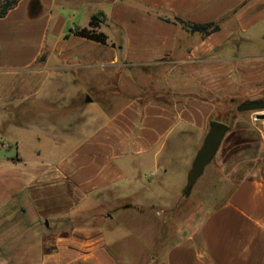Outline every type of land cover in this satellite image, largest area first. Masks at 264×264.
Returning a JSON list of instances; mask_svg holds the SVG:
<instances>
[{"label": "crops", "instance_id": "0c3cea01", "mask_svg": "<svg viewBox=\"0 0 264 264\" xmlns=\"http://www.w3.org/2000/svg\"><path fill=\"white\" fill-rule=\"evenodd\" d=\"M99 11L110 23L97 28L106 43L74 33L89 27ZM175 17L221 21V28L208 35L191 32ZM260 21L264 0H19L0 18V104L8 109L35 104L33 98L47 102L61 79L79 94L87 87L81 73L121 69L125 63L159 61L174 77L167 79L172 88L194 87V80L206 85L207 68L194 70L197 78L181 80L177 66L210 55L235 29L254 31ZM192 38L194 43L185 42ZM214 108L197 96L181 105L130 100L94 118L92 131L84 125L81 139L56 143L48 138L42 145L39 136L50 137L61 125L39 122L43 117L38 116L25 123L14 111L18 121L9 132L17 141L23 131L37 139L36 161L25 173L0 176L15 180L18 191L15 204L0 203V264H119L120 239L126 235L115 226L118 214L151 212L164 223L167 216L175 217L174 241L159 264H264V177L237 181L218 206H181ZM1 120L0 136L7 122ZM193 131L192 146L180 142ZM16 156V161L0 157V167L26 165L22 153ZM166 199L172 202L169 209L154 206L153 201ZM79 216L95 220L64 227Z\"/></svg>", "mask_w": 264, "mask_h": 264}, {"label": "rangeland", "instance_id": "374dc122", "mask_svg": "<svg viewBox=\"0 0 264 264\" xmlns=\"http://www.w3.org/2000/svg\"><path fill=\"white\" fill-rule=\"evenodd\" d=\"M103 24L110 27L108 16ZM185 42L194 43L195 39H187ZM177 67L179 71L176 77L181 80L190 78L189 75L200 76V73L195 74V71L207 68L208 71L204 72L207 84L203 85L206 82L194 80L192 82L196 85L194 87L172 88L167 85L170 83L167 79L172 80L174 77H169L170 71L165 73V67L164 65L160 67L159 61L150 64L125 63L121 69L105 66L96 71L88 70L81 73L87 87L85 92L79 94L76 93L75 87L69 89L62 82V76L59 74L61 80L56 83L54 96L50 97L49 101L33 98L31 101L35 104L28 103L21 107L8 105V109L5 104H0L1 121L4 122L6 116L8 117L6 125L4 124L1 130L0 157L13 158L16 161L19 152L27 158L26 165L16 162V165L7 168L0 167V176L9 178L11 175L25 173L36 161L34 149L37 147V139L23 131L17 141L9 132L11 124L18 120L30 123L36 121L33 119L31 121L30 117L38 116L43 117L37 120L39 122L48 121L64 126L55 129L57 133L50 137L40 135L39 144L42 145L45 139L47 142L48 138L56 143H65L69 139L72 141L81 139L83 134L80 133V129L84 125L87 132L92 131L96 126L94 118L101 114H110L130 100L138 99L142 103L177 101L181 105L188 96H197L213 102L215 108L211 121L220 120L229 124L231 131L230 135L228 134L229 139L220 147L215 158L197 180L190 195L182 202V208L195 207L203 210L213 205L218 206L225 200L237 181L264 177V120L256 119V114L264 113V110L242 113L238 111V106L243 102L264 101V21H260L254 27V31L242 32L235 29L230 37L215 47L210 55L200 56L196 62L180 63ZM68 95L72 97L68 98ZM87 96L92 98L91 102L87 101ZM37 101H39L38 112L35 113ZM14 111L20 112V116H17L18 120L14 116ZM46 117L49 119L46 120ZM194 139V131L187 132L181 137L180 142L190 143ZM189 146H192V142ZM13 182L15 180L0 179L1 204L4 201L11 204L17 202L15 194L18 191ZM153 202L157 209L159 207L169 209L172 203L167 199ZM162 218L161 215L152 212L138 216L118 214L114 222L115 226L119 228L120 234L126 235L124 240L120 239L122 246L119 264H159L166 250L173 243L175 234V217L167 216L168 220L165 223ZM7 219L11 218L7 216ZM93 220H95L93 217L90 219L79 216L65 221L63 225L66 227ZM162 228L166 232L165 238L162 236ZM45 230L44 228L43 231ZM154 258L156 261L152 262Z\"/></svg>", "mask_w": 264, "mask_h": 264}, {"label": "water", "instance_id": "95a60500", "mask_svg": "<svg viewBox=\"0 0 264 264\" xmlns=\"http://www.w3.org/2000/svg\"><path fill=\"white\" fill-rule=\"evenodd\" d=\"M87 101L91 102L92 98L87 96ZM239 111H263L264 101L243 102L238 106ZM256 119L264 120V113L256 114ZM230 126L222 121L212 120L209 123V130L205 136L204 142L198 150L196 157L192 163V167L188 173L187 186L185 192L190 195L192 188L197 180L203 175L207 165L217 155Z\"/></svg>", "mask_w": 264, "mask_h": 264}, {"label": "trees", "instance_id": "16d2710c", "mask_svg": "<svg viewBox=\"0 0 264 264\" xmlns=\"http://www.w3.org/2000/svg\"><path fill=\"white\" fill-rule=\"evenodd\" d=\"M18 1L19 0H0V18L4 17L11 9H13L17 5ZM105 19H106L105 12L99 11L92 16L89 27H83V28L78 27L74 29L73 31L76 35L106 43L107 42L106 34L103 32L97 31L98 26L100 25L101 22H104ZM174 21L182 24L184 28L188 29L191 32H199L205 35L214 33L220 30L221 28L220 23L216 21L208 22V23H195V22L184 20L183 18H180V17H175ZM242 112L244 111H240V113ZM230 131L231 129L227 133L221 146H223L225 142L227 141V139H229ZM185 195H187L186 192H185Z\"/></svg>", "mask_w": 264, "mask_h": 264}]
</instances>
